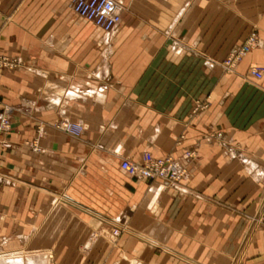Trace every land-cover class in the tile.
<instances>
[{
  "label": "crops",
  "instance_id": "1",
  "mask_svg": "<svg viewBox=\"0 0 264 264\" xmlns=\"http://www.w3.org/2000/svg\"><path fill=\"white\" fill-rule=\"evenodd\" d=\"M117 1L121 22L105 32L71 0H0V55L18 62L0 69V115L11 108L0 253L230 264L264 195V76L247 72L264 46L235 72L218 63L252 31L264 40V0ZM61 118L80 122L81 137L57 129ZM145 152L175 156L188 175L169 184L121 168ZM252 239L248 264H264L263 226Z\"/></svg>",
  "mask_w": 264,
  "mask_h": 264
},
{
  "label": "built area",
  "instance_id": "2",
  "mask_svg": "<svg viewBox=\"0 0 264 264\" xmlns=\"http://www.w3.org/2000/svg\"><path fill=\"white\" fill-rule=\"evenodd\" d=\"M121 4L117 0H71L73 12L105 32L112 31L121 22ZM257 34L252 32L246 40L232 48L225 58L229 67H234L253 48L259 46ZM17 61L0 55V69H11L17 66ZM250 72L258 79H261L263 72L257 67H251ZM11 108L4 107L0 115V131L9 127ZM55 127L72 137H81L84 127L80 122L61 118ZM143 163H136L130 159L121 161V168L129 175L138 179H169L177 180L181 164L173 158L154 159L151 155H145ZM162 167V169H161Z\"/></svg>",
  "mask_w": 264,
  "mask_h": 264
},
{
  "label": "rangeland",
  "instance_id": "3",
  "mask_svg": "<svg viewBox=\"0 0 264 264\" xmlns=\"http://www.w3.org/2000/svg\"><path fill=\"white\" fill-rule=\"evenodd\" d=\"M121 6H122V8H121V15H122V12L124 11L125 7L122 4H121ZM252 32L257 34V37L259 39L260 44H259V46L253 48L250 52H252L253 50H256V49H261L264 46L263 37L259 34V32L257 30L252 31ZM245 57L240 62H238L234 67H229L228 65H226L225 59L221 63H218V66L221 67V69L225 72H235L237 70L238 66L241 64V62L245 59ZM251 67L259 68L263 72V76H264V64H251L249 66L247 72L253 76V74L250 72ZM263 76H262V78H263ZM253 77H255V76H253ZM261 79L256 78L257 81H260ZM211 99H212V97L208 95L206 97V99L202 100V103H200L202 111L209 107ZM10 125L11 124L9 123V127L3 128L0 131V134H2L4 131L9 130ZM212 136L214 139H217L218 141H222L223 137H224L223 132H221V131H217L216 133L212 134ZM146 154L151 155L152 158L157 159V160H159V159H164V160L166 159L167 160L169 158L176 159L175 156H173V155H166L164 157H158V156H154L151 152H145L143 154L141 162H136V163H143V161H144L143 159H144ZM177 161L180 163L179 160H177ZM180 164H181L180 165L181 169H179V175L182 174L181 177H179L177 180H169V179H159V180L165 181L169 184L170 183H172V184L173 183H180L189 173L188 167L186 165H184L183 163H180ZM161 169H162V167H161ZM152 180H155V179H152ZM250 222H251L250 226L248 225L249 230L246 234V237H245L243 243L241 244L240 250H239L237 255H234L231 258L230 264H248L249 257L247 256V254L245 252V251H247L245 248H248L250 246V244L253 240L252 235L256 232V229L258 227H262V226L264 227V195H263L262 200L260 202V208H259L258 213L255 216L251 217ZM121 232H122L121 226L115 227L113 229L112 235H113V241L114 242L117 241V238L119 237ZM95 237H96V235H92L91 240L93 241L95 239ZM90 241L87 244V246H89ZM17 257H18V259H17ZM193 258L194 257H190V259H188L191 264H200L197 259H193ZM17 263L18 264H57L56 263V257L53 254H50L49 252L46 253V256L41 255L39 253H33L28 249H19L16 251H9V252L0 253V264H17ZM128 264H136V263H134L133 261L131 262V260H130V262ZM202 264H205V259L202 261Z\"/></svg>",
  "mask_w": 264,
  "mask_h": 264
},
{
  "label": "bare ground",
  "instance_id": "4",
  "mask_svg": "<svg viewBox=\"0 0 264 264\" xmlns=\"http://www.w3.org/2000/svg\"><path fill=\"white\" fill-rule=\"evenodd\" d=\"M17 259H18V257H17ZM21 260V259H20ZM23 260V259H22ZM15 261V260H14ZM24 261V260H23ZM18 264V263H17Z\"/></svg>",
  "mask_w": 264,
  "mask_h": 264
}]
</instances>
